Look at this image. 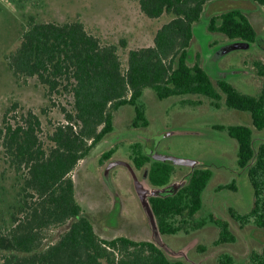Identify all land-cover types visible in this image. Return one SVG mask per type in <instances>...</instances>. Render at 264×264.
I'll list each match as a JSON object with an SVG mask.
<instances>
[{
  "label": "trees",
  "instance_id": "obj_1",
  "mask_svg": "<svg viewBox=\"0 0 264 264\" xmlns=\"http://www.w3.org/2000/svg\"><path fill=\"white\" fill-rule=\"evenodd\" d=\"M137 1L150 18L173 17L157 31L153 45L129 50L126 65L120 54L126 41L105 42L80 19L42 21L30 15L19 46L7 54L9 69L18 81L36 78L51 102L56 94L68 95L71 107L61 105L65 121L55 125L46 138L42 120L32 110L23 112L20 119L16 115L11 119L12 110L5 114L0 137L5 161L17 175L19 191L9 223L5 218L0 226L3 264H184L171 259L152 239L103 237L78 201L71 176L93 148L114 131L115 114L121 107L134 106V126L149 124L140 105L146 88L153 89L160 99L203 95L216 107L225 95L229 108L250 112L253 127L216 124L213 128L236 139L238 164L254 188L251 210L242 213L230 206V217L242 229L249 225L264 228V140L254 142L255 130H264V61L254 62L263 79L258 95L243 93L223 78L215 81L199 53L191 64L195 24L213 0ZM251 1L264 8V0ZM208 29L247 42H255L258 35L239 8L213 16ZM133 147L134 167L147 170L153 186L171 188L150 197L163 235L200 229L211 221L218 228L215 246L237 242L230 222L216 213L208 220H196L203 192L213 176L210 167L196 168L187 182L174 187L175 165L152 158L140 144ZM115 152L116 147L104 151L100 163H106ZM236 188L233 180L217 189ZM198 250L204 252L207 245H199ZM219 262L236 264L230 252L221 253ZM244 264H264V245L252 250Z\"/></svg>",
  "mask_w": 264,
  "mask_h": 264
},
{
  "label": "rangeland",
  "instance_id": "obj_2",
  "mask_svg": "<svg viewBox=\"0 0 264 264\" xmlns=\"http://www.w3.org/2000/svg\"><path fill=\"white\" fill-rule=\"evenodd\" d=\"M233 8L243 10L254 24L258 33L255 42L231 40L223 33L208 29L213 16ZM30 15L42 21L80 19L90 32L105 42L120 44L122 40L126 41V46H120L124 64L130 49L153 45L157 31L173 17L165 14L160 18H150L137 0H0V127L8 110H12L9 115L12 120L14 115L20 119L23 112L32 110L42 120L45 138L55 125L65 121L61 105L70 108L71 98L56 94L53 97L55 101L51 102L36 78L18 81L9 69L6 56L19 46ZM191 50V64L195 63L199 53L202 65L215 81L224 78L241 92L258 95L263 79L257 74L254 62L258 59L264 61V8L251 0L209 2L201 20L195 24ZM217 51L218 55L222 54L219 62L215 58ZM218 70L231 73L223 77ZM219 104L216 107L210 98L199 94L160 99L153 89L146 88L140 105L151 122L150 128L134 127V106L126 105L116 112L114 131L94 147L71 174L76 182L78 201L103 237L126 235L134 239H152L153 236L129 169L124 165H114L106 172L109 160L100 163L101 154L116 147L110 160H124L133 165V146L140 144L142 148L152 150L157 134L164 133L166 137L159 146L161 153L198 160L213 171L203 192V206L196 214V220H208L211 213H216L230 222L238 237L235 243L215 246L218 228L211 221L200 229L188 228L175 234H164L163 240L175 250L191 246L186 256L170 258L182 260L184 264H219L218 256L230 252L236 264H244L252 250L262 248L264 228L249 225L242 229L230 217V206L242 213L251 210L254 188L246 171L238 164L236 139L227 131L213 128L216 124L253 127L252 117L248 111L229 108L225 95ZM255 140H264V130H255ZM175 166L178 172L173 173L172 182L180 183L191 172V167L180 169ZM136 171L139 178L144 179L147 170ZM16 176L5 161L0 137V226L5 218L9 223L11 206L17 202ZM233 180H236L235 190L217 189ZM169 188L162 193L170 192ZM202 244L207 245L204 252L198 250ZM0 264H3L1 259Z\"/></svg>",
  "mask_w": 264,
  "mask_h": 264
},
{
  "label": "water",
  "instance_id": "obj_3",
  "mask_svg": "<svg viewBox=\"0 0 264 264\" xmlns=\"http://www.w3.org/2000/svg\"><path fill=\"white\" fill-rule=\"evenodd\" d=\"M255 141L256 140L254 139V142ZM255 151H256V155H257V149H255ZM148 152L153 153V158L156 160L168 162V163H171L173 165L191 167L190 174L196 168L205 167L204 163H202L198 160H195V159L177 157L174 155H168V154H163V153H156V151H153V150H148ZM114 165H124L129 169L131 176H132V179H133L135 191H136V193L140 199L141 205H142V207H143V209H144V211L148 217L149 225H150L151 230H152L153 241L156 242L161 248H163V250L166 252V254L169 257H180L183 255L186 256L189 249L191 248L190 245H188L185 248H182L180 250H175V249L171 248L170 246H168V244H166V242L163 240V236H162L163 234L161 233V230L159 228L158 220H157L156 214L154 212V209H153L151 201H150V197L156 195L157 193H162L169 186H167L165 188L153 186L149 181L148 171L145 174L144 179H140L138 174H137L136 169L134 168V166L131 163L124 161V160H119L117 162H111L108 165L106 171H108ZM188 179H189V177H187L186 179H184L180 183L187 182ZM178 184L179 183H175L176 186H178Z\"/></svg>",
  "mask_w": 264,
  "mask_h": 264
},
{
  "label": "flooded vegetation",
  "instance_id": "obj_4",
  "mask_svg": "<svg viewBox=\"0 0 264 264\" xmlns=\"http://www.w3.org/2000/svg\"><path fill=\"white\" fill-rule=\"evenodd\" d=\"M234 40H235V39H234ZM241 40H242V39H241ZM244 41H245V40H244ZM218 52H219V51L215 52V53L217 54V56H216L215 58H217V61L219 62V61L221 60V55H222V54H221V55H220V54L218 55ZM218 65H219V63H218ZM206 70H207V69H206ZM207 71H208V70H207ZM218 71H219L220 73L223 74V77H228V76L230 75V73H231V72H221L220 70H218ZM221 79H222V78H221ZM223 79H224V78H223ZM150 126H151V122L149 121V124H148V125H146V126H142V127L150 128ZM134 127L137 128L138 126H134ZM165 137H166V135H165L164 133L161 134V135H160V134H157V136H156L157 141H156V143H155V146L152 147V150H153V151H156V153H161V152L159 151V148H160L159 146H160V143L163 141V139H164ZM147 140H148V139H147ZM141 143L144 144L143 142H141ZM143 148H144V146H143ZM144 150L148 152L149 149H148L147 147H145ZM148 154H150V155L152 156V158H153V153H151V152L149 153V152H148ZM111 162H117V161H114L113 159H112V160H109L108 165H109ZM108 165H107V166H108ZM133 166H134V165H133ZM134 168H135V167H134ZM179 168H180V169H183L184 166H179ZM135 169H136V168H135ZM176 169H177V166H176V168H175V172H178V170H176ZM106 172H108V171H106ZM175 172H174V173H175ZM189 172H190V171H189ZM189 175H190V173L186 174V175H185V179H186L187 177H189ZM175 183H178V182H173V186H174V187H178V186H180V185L182 184V183H179L178 186H176ZM217 261H218V263L220 264V262H219V256H218Z\"/></svg>",
  "mask_w": 264,
  "mask_h": 264
}]
</instances>
